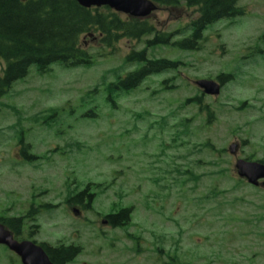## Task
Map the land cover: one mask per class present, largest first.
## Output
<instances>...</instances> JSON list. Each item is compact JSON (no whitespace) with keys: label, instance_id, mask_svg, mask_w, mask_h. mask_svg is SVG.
<instances>
[{"label":"rangeland","instance_id":"374dc122","mask_svg":"<svg viewBox=\"0 0 264 264\" xmlns=\"http://www.w3.org/2000/svg\"><path fill=\"white\" fill-rule=\"evenodd\" d=\"M237 7L244 15L209 27L198 52L147 49L182 65L129 92L111 85L142 66L126 57L151 36L88 40L91 66L30 68L0 99V219L32 207L37 243L81 248L70 264H264V190L233 168L264 159V0ZM196 11L180 1L148 22L170 33ZM199 79L226 85L207 97ZM86 188L90 209L68 204ZM127 208L129 225L111 228L104 217ZM0 264L21 263L0 245Z\"/></svg>","mask_w":264,"mask_h":264},{"label":"trees","instance_id":"16d2710c","mask_svg":"<svg viewBox=\"0 0 264 264\" xmlns=\"http://www.w3.org/2000/svg\"><path fill=\"white\" fill-rule=\"evenodd\" d=\"M149 1L165 9L175 8L181 1L184 7L196 9L197 15L183 27L164 33L156 31L146 20L129 18L106 7L85 9L73 0H0V99L14 83L24 79L32 67L42 74L54 65L65 69L91 66L93 55L84 46V38L86 41H97L101 48L111 49L121 39L137 42L151 36L144 42L142 51L132 50L126 57V62L142 66L111 85L115 92H129L150 76L182 65L181 62L163 58L150 60L147 49L171 45L182 51L198 52L202 49L203 34L209 27L244 15V10L237 7L240 0ZM187 33V37L172 43L175 37H183ZM261 37L264 38V34ZM227 78L232 80V76ZM23 147L28 150V146ZM23 157L28 162L35 160L27 153H23ZM259 162L264 164V159ZM193 179L197 180L194 176ZM94 197L86 188L68 198V204L80 205L82 210H88ZM37 215L39 212L30 207L24 215L0 219V222L14 236L20 235L26 222L30 223L35 236L39 232V225L35 224ZM130 215L131 210L127 208L104 218L111 228L120 229L129 225ZM41 245L53 264H70L81 253V248L74 245Z\"/></svg>","mask_w":264,"mask_h":264},{"label":"water","instance_id":"95a60500","mask_svg":"<svg viewBox=\"0 0 264 264\" xmlns=\"http://www.w3.org/2000/svg\"><path fill=\"white\" fill-rule=\"evenodd\" d=\"M85 9L107 7L116 13L127 15L131 18L147 19L157 7L149 0H73ZM196 86L206 95L217 96L220 87L213 81L200 80ZM237 146L232 144L228 147L231 155L236 154ZM234 169L238 178L245 180L253 187L264 188V165L259 162L236 160ZM261 181V183H260ZM0 245L5 246L9 251L15 253L21 264H53L44 250L30 242L15 241L8 230L0 224Z\"/></svg>","mask_w":264,"mask_h":264},{"label":"flooded vegetation","instance_id":"af4514ba","mask_svg":"<svg viewBox=\"0 0 264 264\" xmlns=\"http://www.w3.org/2000/svg\"><path fill=\"white\" fill-rule=\"evenodd\" d=\"M261 34H264V30H263V32L261 33ZM264 38H262V37H259V41L260 42H262V41H264L263 40ZM218 82V81H217ZM219 84H221L220 82H218ZM234 145H236L237 146V144H234ZM240 147V145L239 146H237V148H236V156L235 157H237L238 156V152H239V150H238V148ZM229 152V151H228ZM237 159H240V158H237ZM245 160V159H244ZM32 226V224H30V223H27L26 222V224L23 226V228H22V232H20V235L19 234H15V236L12 234V237H13V239L15 240V241H17V242H23V241H31V242H34V243H36V244H44L45 245V243H37L35 240H34V234H32V232H31V229H30V227ZM42 246V245H41ZM13 255H15L14 253H12ZM16 257H17V255H15ZM18 258V257H17Z\"/></svg>","mask_w":264,"mask_h":264}]
</instances>
